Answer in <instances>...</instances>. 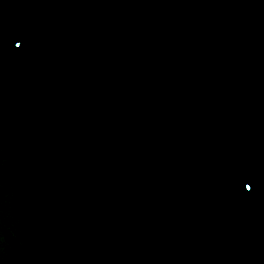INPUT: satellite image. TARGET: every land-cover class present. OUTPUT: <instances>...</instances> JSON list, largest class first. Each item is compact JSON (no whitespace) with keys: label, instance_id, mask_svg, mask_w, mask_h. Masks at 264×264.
Returning <instances> with one entry per match:
<instances>
[{"label":"water","instance_id":"1","mask_svg":"<svg viewBox=\"0 0 264 264\" xmlns=\"http://www.w3.org/2000/svg\"><path fill=\"white\" fill-rule=\"evenodd\" d=\"M0 264H72L46 155L23 0H0Z\"/></svg>","mask_w":264,"mask_h":264},{"label":"snow or ice","instance_id":"2","mask_svg":"<svg viewBox=\"0 0 264 264\" xmlns=\"http://www.w3.org/2000/svg\"><path fill=\"white\" fill-rule=\"evenodd\" d=\"M20 45L17 44V47H19ZM245 187L248 188L249 190H251V188L253 187V185L249 182H245Z\"/></svg>","mask_w":264,"mask_h":264}]
</instances>
